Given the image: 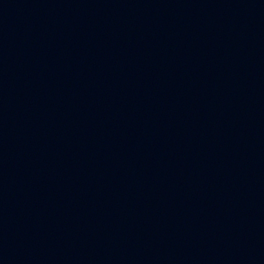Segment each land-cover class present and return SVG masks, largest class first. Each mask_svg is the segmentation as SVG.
Segmentation results:
<instances>
[{
	"label": "water",
	"instance_id": "95a60500",
	"mask_svg": "<svg viewBox=\"0 0 264 264\" xmlns=\"http://www.w3.org/2000/svg\"><path fill=\"white\" fill-rule=\"evenodd\" d=\"M0 264H264V0H0Z\"/></svg>",
	"mask_w": 264,
	"mask_h": 264
}]
</instances>
